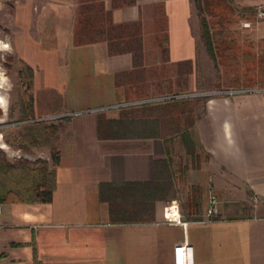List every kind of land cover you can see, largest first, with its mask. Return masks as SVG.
<instances>
[{
  "label": "crops",
  "instance_id": "obj_1",
  "mask_svg": "<svg viewBox=\"0 0 264 264\" xmlns=\"http://www.w3.org/2000/svg\"><path fill=\"white\" fill-rule=\"evenodd\" d=\"M231 1L264 11V0ZM81 2L102 6L116 40L73 43ZM191 15L190 0H0L6 44L33 70V98L38 91L60 97L54 115L62 124L51 201L0 202V264H174L184 241L191 264H264V89L210 98L196 120L193 134L209 154L187 171L189 186L200 189L198 220L183 217L180 192L157 200L147 222L113 223L99 198L100 183L152 180L165 145L160 138H98L102 111H83L108 107L106 113L134 100L125 99L135 86L137 94L155 82L149 71L158 64L193 66ZM251 27L264 45V15ZM163 78L167 85L171 75ZM172 147L175 156L180 146ZM210 194L217 213L202 222Z\"/></svg>",
  "mask_w": 264,
  "mask_h": 264
},
{
  "label": "trees",
  "instance_id": "obj_2",
  "mask_svg": "<svg viewBox=\"0 0 264 264\" xmlns=\"http://www.w3.org/2000/svg\"><path fill=\"white\" fill-rule=\"evenodd\" d=\"M191 1L198 11L208 14L212 12V0ZM217 1L221 4L225 3L224 5L233 6L231 0ZM240 8L247 14V18H256L253 7ZM96 9L97 13L95 12ZM100 11H103L100 5L95 6L84 2L78 5L73 29V43L75 45L97 41H107L109 43L116 40L114 37L109 36L110 31L115 30L116 26L111 23L106 13ZM204 18H201L202 43L212 61L217 63V47L214 45L208 20ZM166 43V38L161 40L160 47L164 55L166 53ZM129 46L132 47L131 44ZM263 57L264 55H261L260 63L257 64V71L263 70ZM18 62L22 84L25 86V90H30L26 108L31 116L33 114V96L31 93L33 70L24 62L20 60ZM182 64L191 66L190 61ZM253 66H255V63ZM237 68L236 65L235 68L231 69L238 73L239 68ZM251 69L255 71V67H251ZM186 73H189V70ZM236 73L235 75L239 78L240 76ZM242 75L245 76L246 73L243 72ZM147 98L149 97H136L134 100ZM121 108L124 109H119L120 112L116 117H107L103 111L96 113L97 137L102 139L160 138L165 145L166 158L154 163L156 169L159 170H156L154 178L150 181L100 183L99 198L107 203L111 222H147L153 218L154 203L157 200L164 199L169 194L179 192L176 190L177 183L181 182L184 186L186 185L188 169L199 168L208 161L209 154L204 151L192 131L196 120L205 112L206 104L203 105V109L199 113L196 112L195 103L187 98H171L158 103L148 102ZM20 135L29 143L50 140L52 142L49 149L51 162L49 163L45 159L29 160L26 158L10 161L5 153L0 150V202H50L55 187V167L59 164L57 128L53 125H42L41 122H37L27 124ZM176 139H179L184 154L189 157L191 163H179L177 168L174 169L172 166L174 163V149L172 146ZM180 193L182 194V201L179 205L183 217L186 220H198L199 187L191 185L184 188Z\"/></svg>",
  "mask_w": 264,
  "mask_h": 264
},
{
  "label": "rangeland",
  "instance_id": "obj_3",
  "mask_svg": "<svg viewBox=\"0 0 264 264\" xmlns=\"http://www.w3.org/2000/svg\"><path fill=\"white\" fill-rule=\"evenodd\" d=\"M213 7L210 14L200 12L192 4V28L197 40V56L195 63L189 65L173 66L172 69L164 68L158 64L151 68L149 74H155L148 87H143L136 94V86L132 90V95L126 97L125 100L136 99V97H149L153 99L152 103H158L161 96H168L178 93L184 95L183 98L191 99L196 106V112L199 113L206 104V99L213 98L219 94L216 91L225 89L239 90H257L264 89V66L263 70L257 71V64L261 60V55H264V48L259 42L255 41L251 36L252 23L257 18H247V14L242 9L233 3L224 5L217 0H212ZM208 20L213 35L214 45L217 47L218 62L214 63L208 55L201 39V18ZM220 22V23H216ZM245 22H250V26H245ZM3 20L0 18V150H2L10 161L19 159H45L51 162L50 159V140L38 141L29 143L21 137V132L27 124H35L41 122L42 125H53L60 127L61 122L57 117L58 108L60 106V97L52 96L49 98L48 93L38 91L33 98V114H28L26 108L28 95L30 90H25L19 76L20 64L17 58L10 52L8 44H6L7 29ZM163 37L158 38L161 41ZM257 47V48H256ZM232 58H229V57ZM264 58V57H263ZM255 63V66H253ZM238 66V73L233 69ZM264 65V64H263ZM251 67H255L253 72ZM229 69V70H228ZM189 70V73H186ZM251 71V72H250ZM246 73L242 75L241 73ZM235 73L240 76L239 78ZM254 73V74H253ZM171 75L168 78L167 84L164 85L163 76ZM169 81V82H168ZM160 85H159V84ZM157 84V85H156ZM162 84V85H161ZM221 95V94H220ZM148 99V98H147ZM143 100V99H142ZM136 100L123 103H131ZM138 101V100H137ZM134 103L123 105L133 106ZM123 106L115 107L111 111L105 113L109 116H117L119 109ZM133 108V107H131ZM50 117H39L41 115ZM33 117V118H31ZM63 119V118H62ZM58 139V138H57ZM176 146H180L177 155L174 156L175 164L188 163L189 157L184 154V150L179 142L175 140ZM58 146V144H57ZM188 182L184 186L181 182L177 183L176 190L182 191L188 188Z\"/></svg>",
  "mask_w": 264,
  "mask_h": 264
},
{
  "label": "built area",
  "instance_id": "obj_4",
  "mask_svg": "<svg viewBox=\"0 0 264 264\" xmlns=\"http://www.w3.org/2000/svg\"><path fill=\"white\" fill-rule=\"evenodd\" d=\"M264 15V11L261 8H258V10L256 11L255 17L259 18L262 17ZM245 26H250L251 23L250 22H245L244 24ZM239 92H243V90H237V89H225V90H220V91H216L215 93L217 94H221V95H231V94H235V93H239ZM184 95H179V94H174L171 96L165 95V96H161L160 98H157L155 100H166V99H171V98H183ZM154 101L153 99H143V100H138V101H133L131 103L134 104H141V103H148V102H152ZM131 103H123L118 106H123V105H128ZM108 109V107H101V108H97V109H88L85 110L83 112H94V111H103ZM82 112L79 113H73L71 115H77L80 114ZM216 203H217V199L213 194H210L207 200V205L204 211V214L202 216V218L200 219V221L202 222H211L214 220V216L217 213L216 210ZM173 262L174 264H191L192 263V257H191V246L184 241L181 245L177 246L175 248L174 251V258H173Z\"/></svg>",
  "mask_w": 264,
  "mask_h": 264
}]
</instances>
